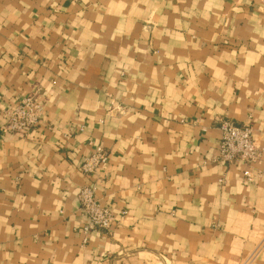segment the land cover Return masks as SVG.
<instances>
[{
	"label": "crops",
	"instance_id": "obj_1",
	"mask_svg": "<svg viewBox=\"0 0 264 264\" xmlns=\"http://www.w3.org/2000/svg\"><path fill=\"white\" fill-rule=\"evenodd\" d=\"M0 264H264V182L216 161L223 121L264 147V0H0ZM116 218L83 234L82 165ZM250 258V259H249Z\"/></svg>",
	"mask_w": 264,
	"mask_h": 264
},
{
	"label": "built area",
	"instance_id": "obj_2",
	"mask_svg": "<svg viewBox=\"0 0 264 264\" xmlns=\"http://www.w3.org/2000/svg\"><path fill=\"white\" fill-rule=\"evenodd\" d=\"M44 113L45 107L38 100L37 93H34L21 98L15 107L9 109L0 107V126L4 134L27 136L37 128ZM220 129L222 140L216 161L225 165L243 164L246 183L264 182V147L257 144L253 128L223 121ZM108 160L107 151L98 146L82 165V173L90 181L82 187L78 195L80 208L87 218L82 229L85 241L91 232L108 233L116 225L112 211L98 200L97 184L92 179ZM257 253L258 251L246 264L253 261Z\"/></svg>",
	"mask_w": 264,
	"mask_h": 264
}]
</instances>
